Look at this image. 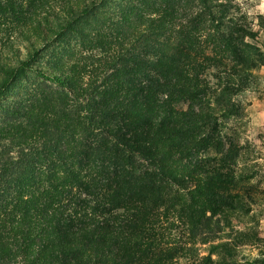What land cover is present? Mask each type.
I'll return each mask as SVG.
<instances>
[{"label":"trees","instance_id":"trees-1","mask_svg":"<svg viewBox=\"0 0 264 264\" xmlns=\"http://www.w3.org/2000/svg\"><path fill=\"white\" fill-rule=\"evenodd\" d=\"M251 23L236 0H0V264H196L259 193L229 133Z\"/></svg>","mask_w":264,"mask_h":264},{"label":"rangeland","instance_id":"rangeland-1","mask_svg":"<svg viewBox=\"0 0 264 264\" xmlns=\"http://www.w3.org/2000/svg\"><path fill=\"white\" fill-rule=\"evenodd\" d=\"M245 12L251 26L259 32L264 44V30L258 25V16L264 15V0H236ZM259 89L240 91L239 97L244 105V116L238 122L230 124L229 133H237L241 142L248 139L259 157V176L254 180L259 189L255 201L250 203V211L236 210L219 219L220 228L209 242H196L195 263L202 258L244 261V257L264 261V67L259 72ZM190 106V105H189ZM215 154L214 150L210 151ZM214 245H221L217 252L211 254Z\"/></svg>","mask_w":264,"mask_h":264}]
</instances>
